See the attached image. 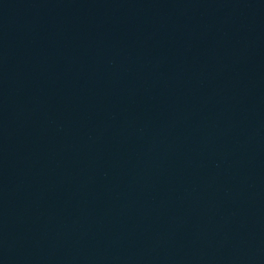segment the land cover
Segmentation results:
<instances>
[{"label": "water", "instance_id": "obj_1", "mask_svg": "<svg viewBox=\"0 0 264 264\" xmlns=\"http://www.w3.org/2000/svg\"><path fill=\"white\" fill-rule=\"evenodd\" d=\"M0 264H264V0H0Z\"/></svg>", "mask_w": 264, "mask_h": 264}]
</instances>
